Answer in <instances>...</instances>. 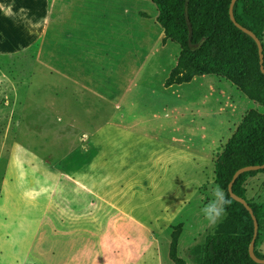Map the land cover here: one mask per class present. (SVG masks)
Listing matches in <instances>:
<instances>
[{"label":"crops","instance_id":"obj_1","mask_svg":"<svg viewBox=\"0 0 264 264\" xmlns=\"http://www.w3.org/2000/svg\"><path fill=\"white\" fill-rule=\"evenodd\" d=\"M124 1L105 17L106 0H0V79L10 65L23 83L0 161V264H175L176 226L175 257L200 264L204 236L221 226L201 213L206 183L187 196L164 191L166 167L181 180L170 156L192 164L195 152L160 123L168 116L158 104L149 110L129 93L155 45L168 43L156 9ZM224 80L217 89L227 82L244 98Z\"/></svg>","mask_w":264,"mask_h":264},{"label":"trees","instance_id":"obj_2","mask_svg":"<svg viewBox=\"0 0 264 264\" xmlns=\"http://www.w3.org/2000/svg\"><path fill=\"white\" fill-rule=\"evenodd\" d=\"M150 1L155 6V21L163 31V39L179 47L177 63L169 70L165 86L188 82L197 75L216 74L230 81L250 100L264 105V75L258 69L256 45L230 21V0ZM232 14L236 23L250 30L260 41L264 68V3L235 0ZM263 162L264 112L251 109L242 117L214 160L215 182L226 192L231 174L237 168ZM263 170L239 174L232 183V192L245 199V178L263 173ZM228 198L232 203L226 218L220 222V228L204 236L200 264H259L247 254L252 235L251 218L239 202L229 195ZM245 201L257 222L253 253L264 259V253L257 250L264 237V213L256 203ZM176 234L171 233L169 256L175 264H182L174 254Z\"/></svg>","mask_w":264,"mask_h":264},{"label":"rangeland","instance_id":"obj_3","mask_svg":"<svg viewBox=\"0 0 264 264\" xmlns=\"http://www.w3.org/2000/svg\"><path fill=\"white\" fill-rule=\"evenodd\" d=\"M114 1L116 0H106V3L100 5L98 11L100 10L101 16L107 17L113 12L115 8L113 5ZM259 1L264 3V0ZM118 7L126 10L155 11L154 4L149 0H128L127 2H122L121 6ZM164 42L168 43V45L164 47H161L160 44L155 45L152 54H149L144 64H142L152 66L148 69L141 68L135 72L133 86L130 88L129 93L140 95L138 98L139 104L143 100V103L147 104V109L149 110L158 104L159 110L163 109V112H166V116H168V118L161 119L160 123L163 122L165 129H170V127L179 128L181 140H183L184 144L191 145L192 151L195 152L192 155V164L182 159L184 157L183 153L179 152L170 156L174 160L172 167L175 171L179 170L181 172V180L172 182L169 167H166L164 191H174L176 195L187 196L192 193L194 185L198 187V184L205 185L206 183L207 194L204 199L201 198L202 204H206L211 199L213 187L217 185L213 172V163L216 156L234 132L242 117L251 109L258 113H263L264 105L250 100L242 92L240 93L244 98H241L239 94H236L230 88L227 82H223L224 86H220L217 89L215 79L225 81V78L223 79L216 74H206L204 78H200L199 76L201 75H197L192 82L164 86L165 76L176 65L179 52L177 44L165 39ZM41 57L43 58V55ZM10 67L8 65V68L5 70L6 78L2 77L0 79V161L2 159L4 161L6 158V154L9 151L8 146L13 141L12 126L17 118H14V112L12 111L14 107L15 109L17 108L19 103L18 95H15V92L20 94L23 89V83H20L19 77L14 75L15 72ZM14 88L15 91L13 90ZM131 90L133 92H130ZM151 96L159 100L153 102ZM161 103H163L164 107L160 106ZM221 108L223 110L220 111ZM149 121V125H156V122L151 123L150 118ZM220 121H223L221 127L218 125ZM209 147L212 150V162L208 158L210 155ZM257 175L255 180L246 184L244 194L247 201L259 205L261 212L264 213V185L262 184L264 170L263 174L258 173ZM198 190L199 192L202 191L199 187ZM28 202V199L20 197L18 203L19 210L28 206ZM40 205L41 201L38 200L36 208H39ZM167 213H160V220L167 219L169 216ZM34 216H37V214ZM223 220L224 218L221 221ZM172 229L173 233L177 232V226L172 227ZM26 239L27 235L26 237H22L21 243L25 242ZM257 250L264 253V237L257 246Z\"/></svg>","mask_w":264,"mask_h":264},{"label":"water","instance_id":"obj_4","mask_svg":"<svg viewBox=\"0 0 264 264\" xmlns=\"http://www.w3.org/2000/svg\"><path fill=\"white\" fill-rule=\"evenodd\" d=\"M235 0H230L229 1V5H228V17L230 19V21L238 28L240 29L242 32H244L245 34H247L255 43L256 45V51H257V57H258V69L260 71L261 74L264 75V68L262 66V48H261V44L260 41L258 40V38L248 29H246L245 27L239 25L238 23L235 22L233 14H232V6ZM264 168V162L261 164H256V165H245V166H241L239 168H237L232 174L231 177L226 185V192L229 195L230 198H232L233 200L239 202L244 209L248 212L251 221H252V235L250 238V241L248 243L247 246V254L248 256L256 263L259 264H264V259H259L257 257H255L254 253H253V242H254V238L257 232V222L255 219V216L252 213L251 208L248 206L247 202L245 201L244 198L237 196L236 194H234L231 190V186L232 183L234 181V179L241 173L246 172V171H250V170H259V169H263Z\"/></svg>","mask_w":264,"mask_h":264},{"label":"clouds","instance_id":"obj_5","mask_svg":"<svg viewBox=\"0 0 264 264\" xmlns=\"http://www.w3.org/2000/svg\"><path fill=\"white\" fill-rule=\"evenodd\" d=\"M231 203L225 190L220 185H215L211 192V199L201 208V213L209 226H215L224 218Z\"/></svg>","mask_w":264,"mask_h":264}]
</instances>
